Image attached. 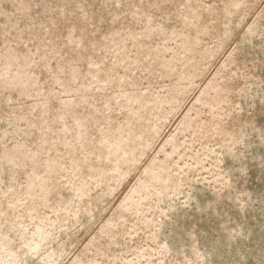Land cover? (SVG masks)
<instances>
[{"label":"rangeland","instance_id":"obj_1","mask_svg":"<svg viewBox=\"0 0 264 264\" xmlns=\"http://www.w3.org/2000/svg\"><path fill=\"white\" fill-rule=\"evenodd\" d=\"M0 264H264V0H0Z\"/></svg>","mask_w":264,"mask_h":264}]
</instances>
